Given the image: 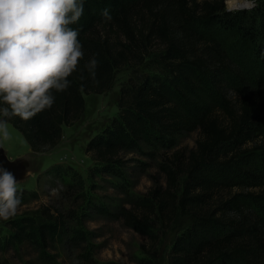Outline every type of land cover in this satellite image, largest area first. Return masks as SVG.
Segmentation results:
<instances>
[{
	"label": "trees",
	"instance_id": "16d2710c",
	"mask_svg": "<svg viewBox=\"0 0 264 264\" xmlns=\"http://www.w3.org/2000/svg\"><path fill=\"white\" fill-rule=\"evenodd\" d=\"M71 27L85 55L70 87L32 119L8 120L31 151L55 148L63 126L83 117L85 96L110 91L117 71L130 67L118 115L87 144L89 178L124 179L130 153L161 156L154 186L121 215L155 238L144 252L156 255L152 229L159 228L176 230L166 264H264V0L235 13L225 11L224 0H85ZM93 57L95 78L85 68ZM185 132L198 133L190 149L178 143ZM97 210L107 212L102 204ZM77 216L44 205L12 221L11 234L47 247ZM180 218L186 227H175ZM75 232L86 239L80 227ZM11 242L0 239V247Z\"/></svg>",
	"mask_w": 264,
	"mask_h": 264
},
{
	"label": "rangeland",
	"instance_id": "374dc122",
	"mask_svg": "<svg viewBox=\"0 0 264 264\" xmlns=\"http://www.w3.org/2000/svg\"><path fill=\"white\" fill-rule=\"evenodd\" d=\"M130 74L131 68L123 67L117 71L110 91L86 95L83 117L72 126L64 125L60 143L46 152H31L22 133L8 122L9 138L0 139V144L10 159L22 158L28 175L18 182L22 205L17 214L8 220L0 219V239L3 243L6 238L12 241L9 248L0 247V264H166L176 230L152 229L158 241L156 255L147 254L142 245L151 248L155 238L150 239L148 231L130 228L121 217L124 208L135 205L154 186L153 175L159 171L161 156L128 154V174L124 179L109 174L94 179L88 176L94 161L86 151L87 144L118 115L120 89ZM228 87V94L234 96L233 85ZM197 137V132H185L178 143L190 149ZM58 164L64 166L62 171L56 167ZM69 165L81 175L82 181L66 168ZM100 204L106 213L97 210ZM44 205H50L54 211L73 210L81 215L77 216L80 219L69 220L72 230L50 240L47 247L33 239H16L11 234L12 221L34 216V211ZM186 225V218H180L175 227ZM78 227L86 233L85 240L78 239L75 232ZM41 250L49 254L44 257Z\"/></svg>",
	"mask_w": 264,
	"mask_h": 264
},
{
	"label": "clouds",
	"instance_id": "9594fccd",
	"mask_svg": "<svg viewBox=\"0 0 264 264\" xmlns=\"http://www.w3.org/2000/svg\"><path fill=\"white\" fill-rule=\"evenodd\" d=\"M85 0H0V139L7 140L8 120H30L55 103V92H64L77 71L84 51L79 22ZM225 11H251L257 0H224ZM112 19L110 10L101 13ZM98 60L85 68L95 78ZM28 175V173H26ZM22 205L16 177L0 167V219L14 217Z\"/></svg>",
	"mask_w": 264,
	"mask_h": 264
},
{
	"label": "water",
	"instance_id": "95a60500",
	"mask_svg": "<svg viewBox=\"0 0 264 264\" xmlns=\"http://www.w3.org/2000/svg\"><path fill=\"white\" fill-rule=\"evenodd\" d=\"M0 167L10 171L17 179L21 181L26 174V166L23 163L22 158L10 159L5 149L0 144Z\"/></svg>",
	"mask_w": 264,
	"mask_h": 264
},
{
	"label": "crops",
	"instance_id": "0c3cea01",
	"mask_svg": "<svg viewBox=\"0 0 264 264\" xmlns=\"http://www.w3.org/2000/svg\"><path fill=\"white\" fill-rule=\"evenodd\" d=\"M31 152H32V151H31ZM41 253H42V255H43L44 257H46L45 254H47V255L49 254V252H48L47 250H46V252H45L44 250H41Z\"/></svg>",
	"mask_w": 264,
	"mask_h": 264
}]
</instances>
